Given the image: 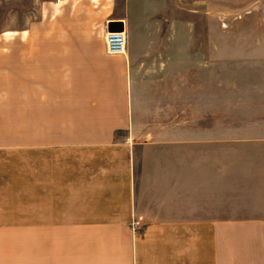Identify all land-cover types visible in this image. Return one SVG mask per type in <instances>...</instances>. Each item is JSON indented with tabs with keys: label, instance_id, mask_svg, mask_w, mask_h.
<instances>
[{
	"label": "rangeland",
	"instance_id": "1",
	"mask_svg": "<svg viewBox=\"0 0 264 264\" xmlns=\"http://www.w3.org/2000/svg\"><path fill=\"white\" fill-rule=\"evenodd\" d=\"M117 18L133 109L130 131L114 139L133 144L136 189L161 187L166 202L182 206L188 198L181 210L190 229L264 218V0H0V145H19L5 150L7 163L22 161L19 108L32 50L49 48L56 61L65 133L66 82L75 92L102 78L105 20ZM80 57L89 60L83 69ZM132 218L135 235L140 218Z\"/></svg>",
	"mask_w": 264,
	"mask_h": 264
},
{
	"label": "crops",
	"instance_id": "2",
	"mask_svg": "<svg viewBox=\"0 0 264 264\" xmlns=\"http://www.w3.org/2000/svg\"><path fill=\"white\" fill-rule=\"evenodd\" d=\"M40 51L32 50V81L20 97L21 163L5 158L19 145H0V264H264V218L190 229L189 209L181 210L188 198L182 206L166 202L161 187L136 189L133 144L114 139L130 131L133 109L125 55L102 47V78L75 92L67 80L62 133L56 61ZM76 60L81 69L89 62Z\"/></svg>",
	"mask_w": 264,
	"mask_h": 264
},
{
	"label": "built area",
	"instance_id": "3",
	"mask_svg": "<svg viewBox=\"0 0 264 264\" xmlns=\"http://www.w3.org/2000/svg\"><path fill=\"white\" fill-rule=\"evenodd\" d=\"M123 23V22H122ZM124 27V24H123ZM105 28V34L103 37V42L105 44V52L111 56H124L127 47V34H126V27L123 28L122 31H109L108 28ZM133 231L137 229V223H132Z\"/></svg>",
	"mask_w": 264,
	"mask_h": 264
},
{
	"label": "water",
	"instance_id": "4",
	"mask_svg": "<svg viewBox=\"0 0 264 264\" xmlns=\"http://www.w3.org/2000/svg\"><path fill=\"white\" fill-rule=\"evenodd\" d=\"M106 28H108L109 31L117 32L122 31L124 27L122 21H110L107 23Z\"/></svg>",
	"mask_w": 264,
	"mask_h": 264
}]
</instances>
